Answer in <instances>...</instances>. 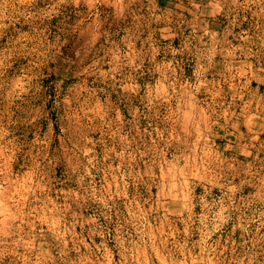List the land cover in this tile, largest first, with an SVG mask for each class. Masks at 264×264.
I'll use <instances>...</instances> for the list:
<instances>
[{"label":"rangeland","instance_id":"1","mask_svg":"<svg viewBox=\"0 0 264 264\" xmlns=\"http://www.w3.org/2000/svg\"><path fill=\"white\" fill-rule=\"evenodd\" d=\"M0 264H264V0H0Z\"/></svg>","mask_w":264,"mask_h":264}]
</instances>
